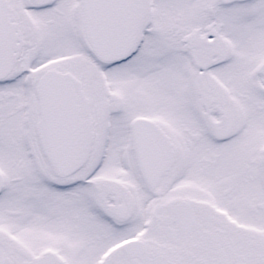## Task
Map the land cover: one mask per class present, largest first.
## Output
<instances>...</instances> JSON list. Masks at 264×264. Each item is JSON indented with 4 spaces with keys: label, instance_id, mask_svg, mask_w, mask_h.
Segmentation results:
<instances>
[{
    "label": "snow or ice",
    "instance_id": "snow-or-ice-1",
    "mask_svg": "<svg viewBox=\"0 0 264 264\" xmlns=\"http://www.w3.org/2000/svg\"><path fill=\"white\" fill-rule=\"evenodd\" d=\"M0 264H264V0H0Z\"/></svg>",
    "mask_w": 264,
    "mask_h": 264
}]
</instances>
